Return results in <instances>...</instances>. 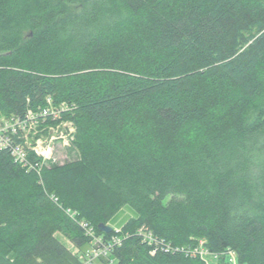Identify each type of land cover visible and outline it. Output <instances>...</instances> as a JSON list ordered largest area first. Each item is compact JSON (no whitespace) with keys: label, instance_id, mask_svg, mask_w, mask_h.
<instances>
[{"label":"trees","instance_id":"trees-1","mask_svg":"<svg viewBox=\"0 0 264 264\" xmlns=\"http://www.w3.org/2000/svg\"><path fill=\"white\" fill-rule=\"evenodd\" d=\"M47 97L80 158L0 149V264H81V221L121 229L116 264H264V0H0V117Z\"/></svg>","mask_w":264,"mask_h":264},{"label":"built area","instance_id":"built-area-1","mask_svg":"<svg viewBox=\"0 0 264 264\" xmlns=\"http://www.w3.org/2000/svg\"><path fill=\"white\" fill-rule=\"evenodd\" d=\"M72 111L71 105L62 103L56 106L53 100L47 97L45 106H39L37 110L29 109L23 117L16 115L0 117V149L9 150L15 162L26 171H36L40 174L43 165L52 159L56 143L62 141L69 146L75 140L76 126L71 118L66 117ZM30 152L42 161L30 160L28 158ZM79 224L89 240V248L84 252H77L81 264H99L103 260H106L107 264H116L115 260L110 259L109 256L116 247L122 244L121 229L114 227V234L107 238L105 235L97 234L96 229L90 223L81 221ZM135 234L150 247H154L152 255L159 248L164 247V243L160 242L145 227L138 229ZM203 245L204 243L200 242L197 247L176 248L174 252L181 251L187 256H198L201 259H204L205 256H211L214 260L224 257L229 264H239L234 250L228 249L222 253H211ZM166 249L170 250L171 246L167 245Z\"/></svg>","mask_w":264,"mask_h":264},{"label":"rangeland","instance_id":"rangeland-1","mask_svg":"<svg viewBox=\"0 0 264 264\" xmlns=\"http://www.w3.org/2000/svg\"><path fill=\"white\" fill-rule=\"evenodd\" d=\"M47 134L45 135V137ZM75 140L72 142V145H65L62 141L60 143H56L54 148V154L52 159H50L52 165H64L67 163H71L73 161H77L80 158V153L77 150V148L74 145ZM119 228V227H117ZM61 241L66 244L68 248H70L72 251L76 252L74 247L71 245V243L65 239L62 236H59ZM208 264H219L218 262H215L214 259H212L211 256H205L203 259Z\"/></svg>","mask_w":264,"mask_h":264},{"label":"water","instance_id":"water-1","mask_svg":"<svg viewBox=\"0 0 264 264\" xmlns=\"http://www.w3.org/2000/svg\"><path fill=\"white\" fill-rule=\"evenodd\" d=\"M98 229L102 232V233H105V234H109V233H112L113 232V227H111L110 225H106L104 223H100L98 225Z\"/></svg>","mask_w":264,"mask_h":264}]
</instances>
